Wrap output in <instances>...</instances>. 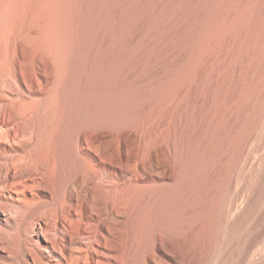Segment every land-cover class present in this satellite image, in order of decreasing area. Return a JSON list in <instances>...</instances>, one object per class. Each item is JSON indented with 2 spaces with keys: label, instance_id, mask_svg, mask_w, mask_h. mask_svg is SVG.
Masks as SVG:
<instances>
[{
  "label": "bare ground",
  "instance_id": "bare-ground-1",
  "mask_svg": "<svg viewBox=\"0 0 264 264\" xmlns=\"http://www.w3.org/2000/svg\"><path fill=\"white\" fill-rule=\"evenodd\" d=\"M168 22L178 28L169 40L179 42L186 56L150 71L152 97L172 99L193 65L215 47L264 51V0H0L3 195L27 203L39 180L61 185L67 170L78 174L67 187L69 201L39 223L42 233L58 235L35 256L37 264H112L95 245L109 241L111 231L83 228L87 211L97 214L98 224L118 220L120 208L135 197L148 202L140 213L147 216L159 192L170 191L169 181L179 185L185 167L176 161L173 138L139 126L136 109L143 72L151 69L141 47L147 35H165ZM245 60L225 83L215 84L223 97L235 84L229 105L243 129L264 101V63L255 53ZM130 119L137 142L150 134V159L115 157L112 127ZM151 173L162 182L148 180ZM79 237L84 240L76 243Z\"/></svg>",
  "mask_w": 264,
  "mask_h": 264
},
{
  "label": "rangeland",
  "instance_id": "rangeland-1",
  "mask_svg": "<svg viewBox=\"0 0 264 264\" xmlns=\"http://www.w3.org/2000/svg\"><path fill=\"white\" fill-rule=\"evenodd\" d=\"M168 25L165 35L149 34L144 39L142 56L151 69L143 72L145 87L136 109L139 126L166 130L173 138L176 161L185 167L180 183L169 181L170 191L159 192L147 216L140 213L148 202L133 197L120 208L118 220L98 224L97 214L86 210L83 228L106 235L110 229L109 241L101 238L102 243L95 245L112 264H264V101L243 129L229 105L235 84L229 85L226 98L215 88L248 55L255 53L264 63V51L215 47L193 65L189 79L175 87L172 99L152 97L146 88L151 84L150 71L159 73L173 62L171 58L178 63L186 56L179 42L169 40L178 28ZM126 108L132 115L129 102ZM135 122L130 119L112 127L116 158L153 156V143L146 144L150 134L137 142L130 132ZM5 162L0 159V169ZM0 177V264H37L35 256L58 235L53 230L42 233L39 223L45 225L69 201L67 187L78 174L67 170L61 185L39 180L23 204L3 195L6 175ZM153 178L162 182L156 173L148 174V180ZM83 240L79 237L75 242Z\"/></svg>",
  "mask_w": 264,
  "mask_h": 264
}]
</instances>
